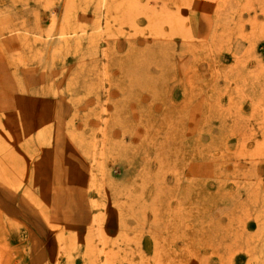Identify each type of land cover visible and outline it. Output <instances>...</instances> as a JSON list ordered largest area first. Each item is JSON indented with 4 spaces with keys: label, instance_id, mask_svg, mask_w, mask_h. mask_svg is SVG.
I'll return each mask as SVG.
<instances>
[{
    "label": "rangeland",
    "instance_id": "obj_1",
    "mask_svg": "<svg viewBox=\"0 0 264 264\" xmlns=\"http://www.w3.org/2000/svg\"><path fill=\"white\" fill-rule=\"evenodd\" d=\"M100 1L0 0V264H264V0Z\"/></svg>",
    "mask_w": 264,
    "mask_h": 264
},
{
    "label": "bare ground",
    "instance_id": "obj_2",
    "mask_svg": "<svg viewBox=\"0 0 264 264\" xmlns=\"http://www.w3.org/2000/svg\"><path fill=\"white\" fill-rule=\"evenodd\" d=\"M100 5H101V7L103 8V11H104V9H105V4H106V0H101L100 2ZM101 8V9H102ZM93 38V37H92ZM139 53V52H138ZM140 54V53H139ZM126 80V79H125ZM103 89V88H102ZM114 89H116V88H114ZM111 90V89H110ZM103 92V91H102ZM114 92H119L118 90L117 91H114ZM113 92V93H114ZM104 95L106 94V93H103ZM147 94V93H146ZM117 95V94H116ZM150 95V94H149ZM65 96V95H64ZM94 97V96H93ZM151 97V96H150ZM88 98V97H87ZM104 98H105V96H104ZM93 99V98H92ZM54 100V99H53ZM91 100V99H90ZM65 101V100H64ZM68 101V100H67ZM84 101H85V99H84ZM92 101V100H91ZM69 102V101H68ZM89 102V100H87V103ZM131 103V102H130ZM132 103H133V101H132ZM85 104H86V102H85ZM85 104H82V105H85ZM98 104V103H97ZM87 105V104H86ZM91 105V104H90ZM99 105V104H98ZM112 105V104H111ZM88 106V105H87ZM101 106V105H100ZM91 107V106H90ZM102 107V106H101ZM108 107V106H107ZM111 107V106H110ZM156 107V106H155ZM70 108V107H69ZM87 108V107H86ZM157 108H159V107H157ZM80 109V108H79ZM84 109H85V107H84ZM93 109V108H92ZM136 108H134V110H135ZM101 110H103L102 108H101ZM131 110V109H130ZM133 110V109H132ZM104 111V110H103ZM95 112V111H94ZM82 118V117H81ZM79 120V119H78ZM90 121V120H89ZM96 122H98V121H96ZM58 123V122H57ZM56 123V124H57ZM92 124V123H91ZM76 125V124H75ZM65 126V125H64ZM56 127V126H55Z\"/></svg>",
    "mask_w": 264,
    "mask_h": 264
}]
</instances>
